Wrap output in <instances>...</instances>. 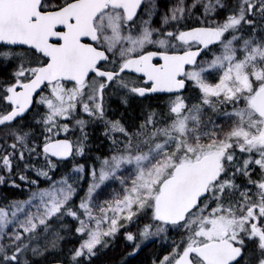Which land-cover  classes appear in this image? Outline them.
<instances>
[{
    "label": "snow or ice",
    "instance_id": "obj_1",
    "mask_svg": "<svg viewBox=\"0 0 264 264\" xmlns=\"http://www.w3.org/2000/svg\"><path fill=\"white\" fill-rule=\"evenodd\" d=\"M120 243L264 264V0H0V264Z\"/></svg>",
    "mask_w": 264,
    "mask_h": 264
},
{
    "label": "trees",
    "instance_id": "obj_2",
    "mask_svg": "<svg viewBox=\"0 0 264 264\" xmlns=\"http://www.w3.org/2000/svg\"><path fill=\"white\" fill-rule=\"evenodd\" d=\"M84 162H85V159L83 160ZM16 196H17V198H20V199H22V198H24V195H21L20 193H16ZM118 248V247H117ZM158 247H154V249L153 248H147V249H145V252H144V254H142V256L141 257H138L137 258V261H133L132 262V264H137V262L139 261V260H141V259H143V257L145 256V255H151L152 253H159L157 250H159V249H157ZM118 252V249H116V250H114V251H111L110 253H108L109 254V261L112 263V264H117L119 261H120V259H121V256H120V254H115L114 252Z\"/></svg>",
    "mask_w": 264,
    "mask_h": 264
},
{
    "label": "flooded vegetation",
    "instance_id": "obj_3",
    "mask_svg": "<svg viewBox=\"0 0 264 264\" xmlns=\"http://www.w3.org/2000/svg\"><path fill=\"white\" fill-rule=\"evenodd\" d=\"M158 245V244H157ZM116 249H118V252L116 251V252H114L115 254H120V253H123V252H126V251H128V249H125L124 247H123V244L122 243H120L119 245H118V248H116ZM115 249V250H116ZM111 251H114V250H109V251H107V253L105 254V255H103V256H101V262H102V264H107V263H111L109 260V254L108 253H110ZM118 264V263H117Z\"/></svg>",
    "mask_w": 264,
    "mask_h": 264
},
{
    "label": "rangeland",
    "instance_id": "obj_4",
    "mask_svg": "<svg viewBox=\"0 0 264 264\" xmlns=\"http://www.w3.org/2000/svg\"><path fill=\"white\" fill-rule=\"evenodd\" d=\"M105 148H106V146H105ZM85 159H86V158H85ZM88 163L90 164L91 161L89 160ZM22 199H23V198H22ZM154 247H158L157 249H159V245H149L148 248H153V249H154ZM146 249H147V248H146ZM157 251L159 252V250H157ZM102 256H103V255H102ZM97 264H102L101 259H100V261L97 262ZM107 264H109V263H107ZM110 264H112V263H110Z\"/></svg>",
    "mask_w": 264,
    "mask_h": 264
}]
</instances>
